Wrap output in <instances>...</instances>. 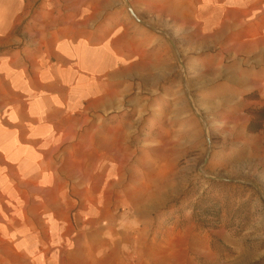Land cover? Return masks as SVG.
<instances>
[{"label": "rangeland", "instance_id": "rangeland-1", "mask_svg": "<svg viewBox=\"0 0 264 264\" xmlns=\"http://www.w3.org/2000/svg\"><path fill=\"white\" fill-rule=\"evenodd\" d=\"M132 2V74L88 124L112 152L86 170L94 217L69 219L68 264H264V131H248L264 108V59L244 54L264 38L248 26L259 9Z\"/></svg>", "mask_w": 264, "mask_h": 264}, {"label": "crops", "instance_id": "crops-1", "mask_svg": "<svg viewBox=\"0 0 264 264\" xmlns=\"http://www.w3.org/2000/svg\"><path fill=\"white\" fill-rule=\"evenodd\" d=\"M127 1L0 0V264H68L69 219L94 217L83 206L86 170L111 154V137L87 127L132 74ZM257 2L217 6L243 16L259 9L260 24L248 26L264 28ZM246 45L247 57L260 50L264 59V38Z\"/></svg>", "mask_w": 264, "mask_h": 264}, {"label": "trees", "instance_id": "trees-1", "mask_svg": "<svg viewBox=\"0 0 264 264\" xmlns=\"http://www.w3.org/2000/svg\"><path fill=\"white\" fill-rule=\"evenodd\" d=\"M248 131L251 133L264 131V108L253 113V119L248 125Z\"/></svg>", "mask_w": 264, "mask_h": 264}]
</instances>
